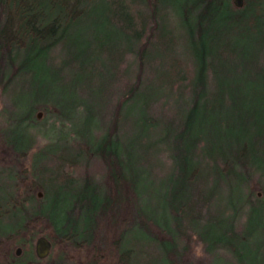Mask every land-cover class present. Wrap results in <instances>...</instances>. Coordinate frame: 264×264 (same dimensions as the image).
Segmentation results:
<instances>
[{
  "label": "trees",
  "instance_id": "obj_1",
  "mask_svg": "<svg viewBox=\"0 0 264 264\" xmlns=\"http://www.w3.org/2000/svg\"><path fill=\"white\" fill-rule=\"evenodd\" d=\"M119 1L116 9L119 15L114 17L111 3L105 0H0V79L7 84L21 72H28L30 78L26 90L16 99L21 116L16 125L13 122L3 131V142L17 157L18 153L22 157L28 149L29 129L38 124L37 113L40 112L44 118L51 113L66 121L75 137L70 144L50 140L37 150L33 169L41 177L24 187L20 201L7 193L0 198V220L6 217L5 225H8L4 235L7 239L16 237V244H26L24 256L28 255L25 263L21 257L5 252L0 256V264H41L45 261L36 259L28 249L31 248L29 240L19 237L35 223L42 222L51 227L54 236L46 238L52 245L56 241H70L77 247L91 244L96 223L101 221L105 234L112 240L109 242L104 237V246L101 247V242L98 247L93 246L91 256L96 257L101 251L109 255L112 246L118 252L116 264H130L132 250H129V243L133 241V233L129 227L140 224L144 229V244L165 243V253L156 261L163 256L167 257L168 264H174L175 260L181 264L186 248H179L182 237L178 214L192 184L205 180L209 174L212 179L210 191L224 202L228 215L196 226L194 236L208 252L215 246L227 250L234 264H264L263 119L257 120V127L252 132L232 130L226 142L213 140L209 145L205 141L192 140L187 144L184 141L175 144V140L171 141L173 137H169L170 165L173 167L178 157L182 164H189V171L181 182L185 187L184 198L177 202L173 198L175 204L167 208L162 206V209L158 207L157 211H152L146 201L139 198L145 193L143 196L153 201L147 188L154 186L136 166L138 153L145 149L141 142L145 139L150 142L157 128L145 112L147 101L153 97L152 90L143 87L142 82L146 55L151 51L159 52L161 48L166 52L160 58L169 63V72L164 74L166 78L172 74V64L178 65L177 59L171 56L174 40L166 30L161 13L172 12L178 29L182 30L184 48L191 60V76L182 78L189 84V107L181 115L183 126L180 120L177 128L180 130L182 126L180 138H185L199 110L215 107L233 121L231 114L237 111L239 98L249 95V87L255 89L253 95L259 102L264 101V64H256L255 69L251 67L258 53L264 55V0H243L241 9L232 6L231 0ZM99 4L103 8L95 12ZM129 7L134 12L129 11ZM139 8L146 11L145 16L138 14ZM192 15L196 19L197 32L191 23ZM89 23L88 29L80 28ZM73 36L78 43L72 42ZM92 41L97 42L95 46ZM57 45L67 48L71 56L81 62H88L98 49L109 50L123 45L125 50L132 52L135 47L137 67L132 85L116 101L110 124L105 125L103 133H96L95 117L103 100L99 96L102 86H88L77 73L69 82L63 83L48 62L50 52ZM208 79L211 86H208ZM242 81L247 90L238 87ZM263 103L260 106L264 108ZM79 107L81 111H78ZM126 120L127 132L123 128ZM140 120L148 128L131 153L127 146L129 134L133 124ZM121 127L124 134L120 133ZM259 139L263 143L258 144ZM197 148L199 153L209 157L212 166L208 170L194 161L190 152ZM86 158H96L104 168L100 183L87 175L82 178L72 175ZM53 163L56 164L55 171L46 166ZM249 172L257 174L262 184L260 198L247 182ZM35 192H40L42 197L38 198ZM75 203L83 213L93 215L92 219L84 220L80 233L74 230L68 233L65 221L76 212ZM242 210L243 221L239 222L240 228L236 231L233 219ZM164 211L171 217L170 222L164 217ZM157 214L164 217L166 224H158L153 218ZM90 222H93L92 227L87 226ZM160 235L164 239L159 238Z\"/></svg>",
  "mask_w": 264,
  "mask_h": 264
},
{
  "label": "rangeland",
  "instance_id": "obj_2",
  "mask_svg": "<svg viewBox=\"0 0 264 264\" xmlns=\"http://www.w3.org/2000/svg\"><path fill=\"white\" fill-rule=\"evenodd\" d=\"M105 2L111 3L110 6L115 12L114 17H118L119 12H117L116 9L118 2L120 1L105 0ZM101 8H103V5L99 4L95 12ZM129 11L134 12L132 11V7L131 9L129 7ZM138 11V14L140 13L142 16H145L146 11L143 10V8H139ZM161 14L163 16L164 21H162L165 24L166 30H168L170 36L174 40L175 48L173 49L174 51L171 52V56L173 55L177 59L178 65L172 64V74H169L170 77L166 78L164 74L169 72L167 71L169 63L162 60L163 58L160 59L161 55H165L166 53L161 50V48L159 49V52L151 51V53L146 55V61L143 67V87H149L153 93V97H151L146 103L145 112L151 120L157 124V128L154 131L155 137L151 138L150 142H148L147 139L141 142V146L145 149L138 153L136 166L142 170L145 177H147L151 185L154 186L147 188V193H149L153 201L143 196L145 193L139 197L141 200L146 201V205L152 211H157L158 207L162 209V206L167 208L175 201L177 202L179 199L182 200L184 198L185 187L181 185V182L183 177L188 174L189 164H182L180 158L177 157L173 164L174 166L172 167L170 165L171 153L169 137H173L171 141L175 140V144H179L183 141L187 144L192 142V140H200L205 141L210 145V142L212 143L213 140H222L223 142H226L225 140L230 139L232 130L252 132L257 127V120L259 118L264 120V108L260 106L264 101L262 100L259 102L253 95L255 89L249 87V95L239 98L236 109L237 111L231 114V116L234 117L233 121L229 120L230 118H227L228 115H226L224 111L215 107H213V109L207 107L206 110L198 111V117L192 119L193 123L191 131L185 134V138H180V133L183 132V129L181 130V128L184 119L183 117L181 119V115L185 109L189 107V96L187 91L189 84L186 79L189 78L192 73L191 60L184 48L182 30L178 29L176 19L173 17L172 12L167 10ZM191 18V23L194 25V29L197 32L196 19L193 18V15ZM116 21L118 20L116 19ZM90 24L91 23L83 24L80 28L83 30L88 29L91 27ZM75 33L72 35H76ZM71 40L74 43H78L75 36H73ZM96 43L97 42L93 43L94 46ZM154 44H157V42L155 41ZM125 49L126 48H124L123 45L109 48V50L98 49L88 62H81L71 56V52L67 48H64L62 45H57L48 56L49 66L54 69L63 83L69 82L72 76L77 73L84 78V81L88 86L93 88L96 86H102L99 96L103 100L102 104L100 103L99 106L101 107L97 110L95 116L96 125L98 127V131L95 130L96 133H103L105 125L108 126L110 124L111 115L116 101H118L120 96H122V93L126 92L128 87L132 85L133 78L136 74L135 70L137 67V61L135 59V47L132 52L131 50L128 52ZM261 54V52L258 53L257 58L253 61L254 64L251 65L252 69L256 68V64H264V55L261 56ZM184 75H186L185 80L182 79ZM10 79L11 81L7 84L4 83L5 80L3 78L0 79V198L9 194L12 199L17 198L18 201H20L22 199L21 192L24 187L29 183H33L35 178L41 177V175L36 172V169L35 171L33 169V167H35L34 158L37 150H40L47 143L51 142L50 140L58 141L60 144H70L75 137L71 131L70 125L66 121L60 120L58 116L51 113L44 118L43 113L40 112L37 113L40 115L37 119L39 121L38 124H36V126H31L29 129L31 136L25 154L22 157H19L18 153L17 157L11 152L12 150L10 147L3 142V131L12 125L13 122H15V125L18 123L22 111L19 110L16 99L21 92L26 90L30 78L28 72H21ZM211 85V80L208 79V86ZM245 86L244 81H242L238 87L245 88ZM245 89L247 90V88ZM80 109L81 107L78 108V111H81ZM180 120L182 126L180 130H177L181 124ZM126 122L127 123L124 125L125 127L121 124L125 131L128 127V120H126ZM123 128L121 127V134L125 133V131L122 130ZM146 128H148L147 125L141 120L133 124L129 134V142L127 143L130 152H134L135 144L140 141L141 137H144L143 133ZM167 129L168 133L171 134L170 136L167 133ZM260 142H262V140L258 141V144H260ZM199 152L200 151L197 148L190 153L196 164H199L202 168L208 170L209 167L212 166V163L210 162L209 157H206ZM55 165L56 164L53 163L46 166L50 169L54 168L53 170L55 171ZM103 174L104 168L96 158H86L80 163L77 171L75 170L72 173L73 176L80 178L84 177V175L90 176L97 183H100V178ZM248 175L247 182H249L250 189L260 198L262 184L258 181V175L253 174L252 172H249ZM211 181L212 179L209 174V177L207 176L205 180L194 182L187 194V199L183 203V207L178 214L180 218L178 227L182 237L179 248L180 250L182 247L186 248L185 260L182 261L184 264H234V260L227 250L215 246L211 252H208L206 247H204L199 239L194 236V231L197 230L195 229L196 226L212 223L213 220H218L222 215L223 218L228 215L226 214L228 210L224 208V202L219 200L217 194L210 191L212 186ZM38 193L40 192H35V194ZM173 198H176V200L173 201ZM74 211L76 212L69 215L65 221V228H67L68 233H72V230L80 233L83 223L85 222L84 220H87V217L88 219L89 217L92 219L91 215L93 214H89L90 216L86 215L82 210L76 208V203ZM164 212V217L170 222L171 217L168 216L166 211ZM243 212L244 210H242V212L240 211L238 213L239 215L233 219V224L235 226L234 230L236 229V231H238L240 223L243 221ZM160 214L159 216L157 214V216H154L153 218L158 221V224H166L163 220L164 217L162 215L160 216ZM93 222L88 223L87 226L90 225L92 227ZM101 222L96 223L97 227L92 234L93 236L90 241L91 244L88 246L77 245V247H75L70 241H56L50 249V255L41 264H116L115 260L118 256V252L114 251L112 246L110 247L111 254L109 255H105L104 252L101 251L96 257L91 256L93 246L98 247L100 242L101 247L104 246V237L107 238L109 242L112 240L109 234H105V231L102 228L103 223ZM5 224L6 217L0 220V256L5 255V252L10 256H15V249L20 248L19 254L15 257H21L22 262L26 263L28 255H24L27 251V245L21 243L16 244V237L7 239L4 232L8 229V225ZM26 230L27 232L22 234V237H19L24 241L26 239L29 240L28 244L31 245V248L28 249L31 250L32 255L34 242L37 237L41 236L46 238L48 236L51 238L54 236L51 227L42 222L28 226ZM129 230H132L131 234L133 233L132 240L134 241L137 239V242L139 243L138 245L135 244L137 242L133 241L129 243V250H132L130 264H168L167 257L164 258L162 256L161 260L156 261L158 256L161 257V255L165 253V249L163 248L165 247V243H163V241L144 244L142 239V232L144 229H142L140 224L138 226L132 224L129 227ZM159 238L164 239L163 235H160ZM50 243L52 244L51 241ZM172 259L173 257L171 260ZM174 264H178V261L175 260Z\"/></svg>",
  "mask_w": 264,
  "mask_h": 264
},
{
  "label": "water",
  "instance_id": "obj_3",
  "mask_svg": "<svg viewBox=\"0 0 264 264\" xmlns=\"http://www.w3.org/2000/svg\"><path fill=\"white\" fill-rule=\"evenodd\" d=\"M232 1V6H234L236 9H241L242 8V3L243 0H231ZM39 114H37V119L39 118ZM41 194L38 193L37 197L41 198ZM51 249V244L47 238L44 237H37L35 242H34V249H33V254L35 255V258L38 260H44L48 257L49 252ZM20 248L15 249V256L19 254Z\"/></svg>",
  "mask_w": 264,
  "mask_h": 264
}]
</instances>
